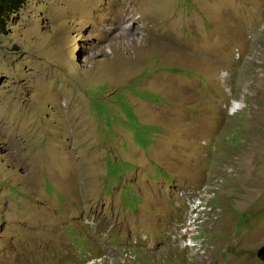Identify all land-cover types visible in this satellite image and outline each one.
Returning <instances> with one entry per match:
<instances>
[{"label": "rangeland", "instance_id": "obj_1", "mask_svg": "<svg viewBox=\"0 0 264 264\" xmlns=\"http://www.w3.org/2000/svg\"><path fill=\"white\" fill-rule=\"evenodd\" d=\"M5 26L0 264H264V0H27ZM183 187L216 195L201 246Z\"/></svg>", "mask_w": 264, "mask_h": 264}, {"label": "built area", "instance_id": "obj_2", "mask_svg": "<svg viewBox=\"0 0 264 264\" xmlns=\"http://www.w3.org/2000/svg\"><path fill=\"white\" fill-rule=\"evenodd\" d=\"M206 189L210 195V189ZM178 197L186 201V215L185 220L179 226L174 237H176L177 241H181L183 244H185V247L187 248L195 247L197 242H200L199 246H201L203 242L208 243V232L211 229L210 223L214 219H217L218 215L217 211L219 207L215 202L216 195L212 196L211 199H209V201L207 202L205 201V197L202 196V192H199L197 195H192L191 190H189L187 187H183L179 189ZM138 240H135L134 243L129 242L122 249L123 257L127 259V262L135 257V252L138 247L136 246V244H139ZM134 246H136L135 250ZM111 257L113 261L116 260L114 256Z\"/></svg>", "mask_w": 264, "mask_h": 264}, {"label": "trees", "instance_id": "obj_3", "mask_svg": "<svg viewBox=\"0 0 264 264\" xmlns=\"http://www.w3.org/2000/svg\"><path fill=\"white\" fill-rule=\"evenodd\" d=\"M27 0H0V33L7 32L5 19L15 14Z\"/></svg>", "mask_w": 264, "mask_h": 264}, {"label": "bare ground", "instance_id": "obj_4", "mask_svg": "<svg viewBox=\"0 0 264 264\" xmlns=\"http://www.w3.org/2000/svg\"><path fill=\"white\" fill-rule=\"evenodd\" d=\"M113 31H116V27L115 28H113ZM111 32V31H110ZM242 100V99H241ZM238 105H240V103L238 104ZM223 185V184H222ZM221 187V186H220ZM191 190V189H190ZM217 190V189H216ZM169 218H171V217H169ZM184 218V217H183ZM166 219V218H165ZM179 220V219H178ZM180 222V221H179ZM169 223V222H168ZM181 223V222H180ZM163 224H164V222H163ZM167 224V223H166ZM174 224V223H173ZM165 225V224H164ZM167 226V225H166ZM178 226V225H177ZM170 227V226H169ZM165 228V227H164ZM167 230V229H166ZM143 232V231H142ZM145 232V231H144ZM160 232H161V230H160ZM166 232V231H165ZM174 232H175V230H174ZM174 232H170V234L172 233H174ZM162 233V232H161ZM161 233H158V234H161ZM135 234H137V233H135ZM157 234V233H156ZM176 234V233H175ZM145 235V234H144ZM163 236H165L164 234H162ZM140 236H141V234H140ZM136 237V236H135ZM157 237L159 238V235H157ZM156 237V238H157ZM157 238V239H158ZM139 239V238H138ZM145 239V238H144ZM140 240V239H139ZM145 241H147V240H145ZM165 241V240H164ZM155 242V241H154ZM158 242V241H157ZM163 242V241H162ZM121 243V242H120ZM147 243V242H146ZM144 244V243H143ZM179 244H180V242H179ZM141 246V245H140ZM143 246V245H142ZM120 247H121V245H120ZM124 247V246H123ZM135 247V246H134ZM173 247H175V246H173ZM180 247H182L181 246V244H180ZM179 247V248H180ZM185 247V246H184ZM136 248V247H135ZM176 249V248H175ZM111 250H113V249H111ZM121 250V249H120ZM181 251V250H180ZM163 252V251H162ZM184 252V251H183ZM187 253H188V251H186ZM173 253V252H172ZM174 253H175V251H174ZM170 255V254H169ZM187 255V254H186ZM147 257V256H146ZM169 257H167V259H168ZM178 258V257H177ZM187 258V257H186ZM162 259V258H161ZM183 259V258H182ZM185 260V259H184ZM167 261H169V260H167ZM178 261H179V259H178ZM190 261V260H189ZM174 262V261H173ZM179 262H181V260L179 261ZM166 263V262H165ZM182 263V262H181ZM105 264V263H104ZM167 264V263H166ZM190 264V263H189Z\"/></svg>", "mask_w": 264, "mask_h": 264}, {"label": "water", "instance_id": "obj_5", "mask_svg": "<svg viewBox=\"0 0 264 264\" xmlns=\"http://www.w3.org/2000/svg\"><path fill=\"white\" fill-rule=\"evenodd\" d=\"M257 256L262 262H264V246L258 250Z\"/></svg>", "mask_w": 264, "mask_h": 264}]
</instances>
